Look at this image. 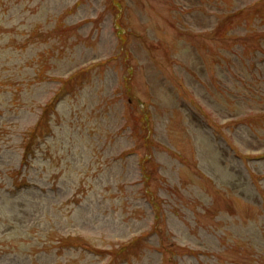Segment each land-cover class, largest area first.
<instances>
[{
	"label": "rangeland",
	"instance_id": "rangeland-1",
	"mask_svg": "<svg viewBox=\"0 0 264 264\" xmlns=\"http://www.w3.org/2000/svg\"><path fill=\"white\" fill-rule=\"evenodd\" d=\"M0 264H264V0H0Z\"/></svg>",
	"mask_w": 264,
	"mask_h": 264
}]
</instances>
